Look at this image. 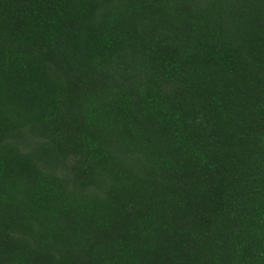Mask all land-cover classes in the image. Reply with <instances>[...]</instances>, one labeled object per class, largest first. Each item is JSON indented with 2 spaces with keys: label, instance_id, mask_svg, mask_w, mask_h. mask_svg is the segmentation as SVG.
Listing matches in <instances>:
<instances>
[{
  "label": "trees",
  "instance_id": "16d2710c",
  "mask_svg": "<svg viewBox=\"0 0 264 264\" xmlns=\"http://www.w3.org/2000/svg\"><path fill=\"white\" fill-rule=\"evenodd\" d=\"M0 264H264V0H0Z\"/></svg>",
  "mask_w": 264,
  "mask_h": 264
}]
</instances>
